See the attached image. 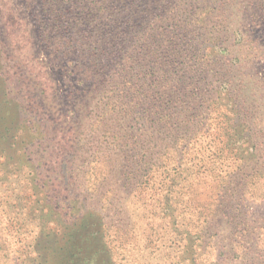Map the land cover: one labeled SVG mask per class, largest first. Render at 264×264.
<instances>
[{"label": "rangeland", "instance_id": "obj_1", "mask_svg": "<svg viewBox=\"0 0 264 264\" xmlns=\"http://www.w3.org/2000/svg\"><path fill=\"white\" fill-rule=\"evenodd\" d=\"M43 2L0 0V96L5 90L19 97L30 113L41 116V133L47 136L44 142L35 139L27 144L34 167L24 165L21 175L34 176L39 186L48 187L47 193L51 189L54 204L72 195L65 188L72 173L71 186L77 187L73 191L87 195L84 207L95 209L97 217L109 225L106 233L117 236L110 244L113 264H264V0H218L206 22V27L222 33L218 43L227 54L220 57L218 66L224 71L225 89L233 95L232 107L238 110V115L222 119L218 113L212 122L234 121L235 140L245 149L252 146L254 155L248 163L257 168L246 172L248 183L237 190L242 199L229 205L199 200L209 193H225V189L214 186L197 195L192 188L169 184L168 178L163 186L156 180L140 193L133 191L128 180L146 157L159 165L188 163L199 172L195 182L219 173L230 175L225 185L229 181L230 188L234 187L242 184L243 175L235 172L246 152L240 148L238 158L229 159L215 153L211 142L203 141L206 155L191 162L188 156H167L165 145L148 134L140 137L144 141L135 148L127 135L117 145L116 128L134 134L137 127L128 128L118 119L120 126L112 124V133L107 135L104 127L96 125L100 95L92 86L93 79L83 74L81 65L88 57L77 47L85 31L69 24L56 26ZM226 107L221 110L229 114V103ZM56 170L65 172L63 180ZM168 173L174 177L173 170ZM21 175H5L0 180V264H52L49 261L59 252L37 247L51 240L39 233L44 214L27 216L23 202L15 214L10 213L9 202L17 199L12 187L18 186L15 181ZM35 203L34 211L43 201Z\"/></svg>", "mask_w": 264, "mask_h": 264}, {"label": "trees", "instance_id": "obj_2", "mask_svg": "<svg viewBox=\"0 0 264 264\" xmlns=\"http://www.w3.org/2000/svg\"><path fill=\"white\" fill-rule=\"evenodd\" d=\"M218 3V0L43 2L56 26L69 24L72 29L81 27L85 31L78 37L77 47L88 57L81 65L83 74H87V80L93 79L92 86L98 88L100 95L95 111L101 109V113L96 125L104 127L107 135L112 133V124L120 126L118 119L128 128L137 127L134 134L116 128L113 137L117 145L122 144L127 135L135 148L144 141L140 137L148 134L165 145L167 156H188L191 162L201 161L199 158L207 153V148L201 144L203 141L206 145L211 142L215 153L228 155L229 159H237L240 148L246 152L242 156L244 161L235 172L243 175L242 184L234 187L230 188L229 181L225 185L224 179L230 175L217 172L219 174L211 178L203 177L195 182L199 172L188 163L169 165L164 161L159 165L151 157H146L142 168H137L135 176L128 180L133 191L140 193L156 180L161 185L168 178L169 184L176 188L180 186V189L192 188L197 195L208 193L214 186L225 189V193H209L205 199L199 200H215L229 205L242 199L237 190L248 183L245 177L249 174L246 172L257 171L248 163L254 155L250 153L252 146L245 149L235 140L234 121L212 122L218 113L221 119L238 115V110L232 107L233 95L224 86L223 68L218 66L220 57L227 54L218 43L222 33L218 28L206 27L207 17ZM64 7L75 11L60 10ZM16 98L5 90L0 96V180L5 175L19 177L24 165L34 167L27 144L35 139L47 140L46 134L41 133V116L30 113L19 97ZM228 103L229 114L221 110L223 106L227 110ZM169 169L175 173L173 178L168 176ZM56 172L58 178H65V172ZM25 175L23 172L15 181L18 186L12 187L17 191V199L12 200L14 205L9 202L13 210L10 213L15 214L16 207L23 202L27 216L34 212L44 214L39 233H46L51 240L42 245L38 243L37 247L47 252H59L49 262L83 264L87 261L86 264H92L96 260L98 264H108L109 260L113 264L110 244L117 236L113 238L106 233L109 225L97 217L95 209L84 207L83 200L87 195L84 191H73V188L77 189L71 186L74 175H68L65 187L74 196L67 195L58 201L60 205L58 202L53 204L54 198L49 195L51 189L47 193L45 184L39 186L33 175V179L29 174ZM219 195L221 200L216 199ZM35 200L37 204L43 203L34 211L32 204ZM44 207L47 210L43 213Z\"/></svg>", "mask_w": 264, "mask_h": 264}]
</instances>
